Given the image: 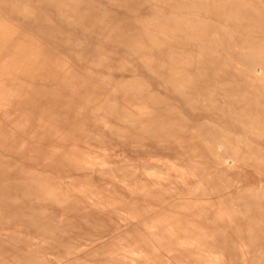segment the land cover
<instances>
[{"label": "rangeland", "instance_id": "1", "mask_svg": "<svg viewBox=\"0 0 264 264\" xmlns=\"http://www.w3.org/2000/svg\"><path fill=\"white\" fill-rule=\"evenodd\" d=\"M0 264H264V0H0Z\"/></svg>", "mask_w": 264, "mask_h": 264}]
</instances>
